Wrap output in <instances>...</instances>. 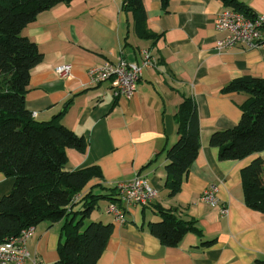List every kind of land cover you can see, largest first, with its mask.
I'll return each instance as SVG.
<instances>
[{
    "label": "crops",
    "instance_id": "crops-1",
    "mask_svg": "<svg viewBox=\"0 0 264 264\" xmlns=\"http://www.w3.org/2000/svg\"><path fill=\"white\" fill-rule=\"evenodd\" d=\"M237 1L254 15L264 13V0ZM143 5L147 29L157 34L152 38H140L127 26L121 0L59 3L38 13L22 29L42 54L29 74L25 108L39 121L63 111L60 122L83 136L85 151L68 148L65 167L73 171L98 166L101 178L91 179L83 191L142 176L157 191L152 202L178 207L186 218L196 220L206 239H215L200 246L199 237L188 232L177 246L164 247L147 230L148 223L157 220L151 209L130 205L119 224L108 211L111 201L103 199L88 220L110 222L113 231L96 264L264 260V215L244 204L240 178L242 167L257 156L264 158V149L239 160H219L218 149L208 144L211 132L236 125L247 97L241 92L224 93L222 88L239 78H264V29L258 46L219 49L217 41L225 36L214 26L224 7L220 0H169L165 11L160 0H143ZM142 51L151 64L142 69L130 98H114L108 82L90 81L91 66L118 58L138 62ZM62 64L70 66L65 76L55 71ZM184 96L196 106L199 149L179 192L169 197L163 180L167 161L164 153L156 152L176 139L174 113ZM13 183L14 177L0 173V197L9 193ZM209 189L212 200L205 198ZM61 225L62 220L43 221L33 227L26 239L30 257L23 264L57 260Z\"/></svg>",
    "mask_w": 264,
    "mask_h": 264
},
{
    "label": "trees",
    "instance_id": "trees-1",
    "mask_svg": "<svg viewBox=\"0 0 264 264\" xmlns=\"http://www.w3.org/2000/svg\"><path fill=\"white\" fill-rule=\"evenodd\" d=\"M70 1L0 0V173L14 177L9 193L0 197V241L31 225L62 220L58 258L51 264H96L113 224L90 221L88 217L100 200L118 201L116 185L95 184L83 191L91 179L101 178L96 165L73 171L65 168L68 148L85 151L87 143L83 136L60 122L63 111L48 121H39L24 105L30 71L41 61L42 54L33 41L22 35V29L38 13ZM220 1L224 7L254 16L237 0ZM160 3L165 11L169 0ZM120 9L127 26L140 38L157 35L147 29L143 0H121ZM222 91L241 92L247 97L239 107L236 125L211 132L208 144L218 149L219 160H239L262 151L264 78L235 79ZM174 122L176 139L156 152L164 153L167 161L163 180L169 197L179 192L199 149V121L193 99L182 98ZM240 178L244 204L264 215V158L257 156L242 167ZM142 207L156 215L157 220L149 222L147 230L164 247L177 246L188 232L199 237L200 246L215 241L206 239L196 220L186 218L178 207H164L159 202ZM254 264H264V260L256 258Z\"/></svg>",
    "mask_w": 264,
    "mask_h": 264
},
{
    "label": "built area",
    "instance_id": "built-area-1",
    "mask_svg": "<svg viewBox=\"0 0 264 264\" xmlns=\"http://www.w3.org/2000/svg\"><path fill=\"white\" fill-rule=\"evenodd\" d=\"M214 26L217 31L225 32V36L217 41L216 46L219 49L231 48L238 44L246 47L258 46L261 31L264 28V13L248 17L241 11L223 7L215 17ZM150 64V56L146 51H142L141 60L138 62H128L124 58H118L115 61L106 60L99 65L91 66L88 74L93 84L108 82L114 98H130L136 91L142 69ZM69 69L68 64H62L56 67L55 71L65 76ZM116 188L120 205L111 202L108 204V211L113 215L114 221L119 224L124 222L126 207L146 206L157 195V191L148 184L144 177L139 175L129 181L118 182ZM205 198L213 199L210 189L206 192ZM33 227L31 225L22 229L17 235L0 241V264H23L29 259L30 253L26 247V239Z\"/></svg>",
    "mask_w": 264,
    "mask_h": 264
},
{
    "label": "bare ground",
    "instance_id": "bare-ground-1",
    "mask_svg": "<svg viewBox=\"0 0 264 264\" xmlns=\"http://www.w3.org/2000/svg\"><path fill=\"white\" fill-rule=\"evenodd\" d=\"M226 8H229V7H226ZM231 9H232V8H231ZM263 29H264V28H263ZM263 29H262V30H263ZM258 42H259V41H258Z\"/></svg>",
    "mask_w": 264,
    "mask_h": 264
}]
</instances>
